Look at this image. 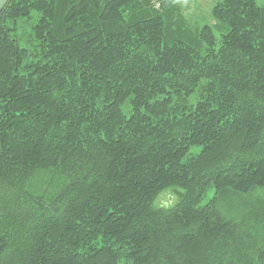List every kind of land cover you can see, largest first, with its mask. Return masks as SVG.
Wrapping results in <instances>:
<instances>
[{
    "label": "trees",
    "instance_id": "trees-1",
    "mask_svg": "<svg viewBox=\"0 0 264 264\" xmlns=\"http://www.w3.org/2000/svg\"><path fill=\"white\" fill-rule=\"evenodd\" d=\"M174 8L1 10L0 264H264V0Z\"/></svg>",
    "mask_w": 264,
    "mask_h": 264
},
{
    "label": "rangeland",
    "instance_id": "rangeland-1",
    "mask_svg": "<svg viewBox=\"0 0 264 264\" xmlns=\"http://www.w3.org/2000/svg\"><path fill=\"white\" fill-rule=\"evenodd\" d=\"M217 0H172L175 6L176 12L179 14L180 24H184L191 32L198 26L211 24L213 19L211 18V7ZM256 5L261 6L263 0H255ZM184 22V23H183ZM220 32H216V36L219 37ZM213 187H210L205 192L198 204H203L204 201L213 195ZM181 189L176 187H167L160 191L157 195L155 205L171 206L179 201L181 198Z\"/></svg>",
    "mask_w": 264,
    "mask_h": 264
},
{
    "label": "water",
    "instance_id": "water-1",
    "mask_svg": "<svg viewBox=\"0 0 264 264\" xmlns=\"http://www.w3.org/2000/svg\"><path fill=\"white\" fill-rule=\"evenodd\" d=\"M9 0H0V12Z\"/></svg>",
    "mask_w": 264,
    "mask_h": 264
}]
</instances>
